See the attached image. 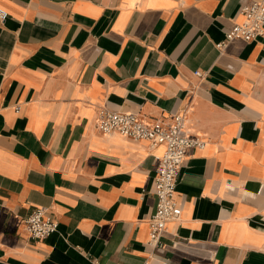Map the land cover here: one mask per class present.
I'll return each instance as SVG.
<instances>
[{"label":"crops","instance_id":"0c3cea01","mask_svg":"<svg viewBox=\"0 0 264 264\" xmlns=\"http://www.w3.org/2000/svg\"><path fill=\"white\" fill-rule=\"evenodd\" d=\"M252 1L0 0V264L149 258L164 147L102 133L103 108H186L183 133L206 142L150 264H264V36L216 48ZM42 207L59 228L34 241Z\"/></svg>","mask_w":264,"mask_h":264},{"label":"built area","instance_id":"2783aa9c","mask_svg":"<svg viewBox=\"0 0 264 264\" xmlns=\"http://www.w3.org/2000/svg\"><path fill=\"white\" fill-rule=\"evenodd\" d=\"M242 21L236 23L224 39L216 44L222 51L230 43L256 41L264 36V0H254L242 6ZM8 13L0 8V22H5ZM195 74L202 77V73ZM20 107H16L19 111ZM187 109L184 108L172 115L170 122H147L138 114L131 112L101 109L96 127L104 134L118 133L134 141H147L152 146H163L164 152L157 158V167L153 180V195L156 198L155 209L149 218V258L140 263L150 264L153 250L161 246V239L167 223L178 220L181 209L175 199L180 172L190 149H203L206 142L197 137H189L183 133ZM25 230L34 241H42L56 233L58 222L47 208H37L24 220Z\"/></svg>","mask_w":264,"mask_h":264}]
</instances>
